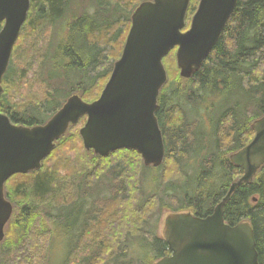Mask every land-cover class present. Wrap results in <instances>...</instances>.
Wrapping results in <instances>:
<instances>
[{
	"label": "trees",
	"instance_id": "obj_1",
	"mask_svg": "<svg viewBox=\"0 0 264 264\" xmlns=\"http://www.w3.org/2000/svg\"><path fill=\"white\" fill-rule=\"evenodd\" d=\"M66 1L33 0V22L23 30L34 42L25 39L23 46L18 42L2 82L0 112L17 125L46 124L76 94L87 103L98 100L122 55L132 14L149 0H92V23L83 25L82 32L88 41L84 64L74 58L71 65L86 78L76 74L73 79L62 75L68 71L60 65V56L50 57L47 46L41 47L46 28L61 15ZM199 1L191 0L187 29ZM164 64L169 80L158 99L157 118L166 153L157 169L162 170L164 184L182 190V197L174 201L179 212L206 218L242 177L243 170L230 156L254 139L252 125L264 117V0L238 1L218 43L191 79L180 77L176 50ZM40 85L42 93L36 91ZM208 95L223 101L212 107L213 145L210 150L203 145L206 154L198 159L192 177L186 163L198 153L201 126L188 108L201 107ZM84 121L70 127L41 170L7 181L5 195L14 212L0 245V264H51L60 230L72 239L62 264L116 263L128 257L134 238L154 242L153 263L171 255L167 241L153 239L148 230L164 203L160 194L144 190L148 168L141 156L127 149L106 157L85 150L79 134ZM105 189L107 194H102ZM224 219L230 226L250 223L259 264H264V166L252 182L236 189L224 207Z\"/></svg>",
	"mask_w": 264,
	"mask_h": 264
},
{
	"label": "water",
	"instance_id": "obj_2",
	"mask_svg": "<svg viewBox=\"0 0 264 264\" xmlns=\"http://www.w3.org/2000/svg\"><path fill=\"white\" fill-rule=\"evenodd\" d=\"M238 1L200 0L187 31L191 0L143 2L132 14L122 55L98 100L87 103L73 95L45 125L33 127L15 125L0 113V245L14 210L5 195L7 181L14 175L41 170L56 143L84 117L87 121L80 136L87 151L106 157L121 149L134 150L145 167L163 165L166 148L157 113L160 93L169 80L164 59L176 49L180 77L191 79L218 43ZM30 5L31 0H0V24L4 23L0 31V98ZM252 128L254 139L230 156L243 170L242 177L230 186L212 215H169L164 234L171 255L155 264H259L250 223L230 226L224 219V207L236 189L252 182L264 166V117Z\"/></svg>",
	"mask_w": 264,
	"mask_h": 264
},
{
	"label": "rangeland",
	"instance_id": "obj_3",
	"mask_svg": "<svg viewBox=\"0 0 264 264\" xmlns=\"http://www.w3.org/2000/svg\"><path fill=\"white\" fill-rule=\"evenodd\" d=\"M93 1L95 2L96 0ZM43 87V85H40L36 91L38 93H42ZM222 101L223 99H221L220 97L208 95L204 97L203 103L201 101V107L195 109H193L192 107L188 108L192 117L198 120L201 126L199 135L200 142L196 148V151H198V153L196 152V154H193L190 160H188V162L186 163V168L189 174L192 175V177L194 176V173L198 168V159H201L204 154H206L204 149H202L203 145L207 150H210L213 145V121L216 116L215 112L212 110V107L221 104ZM182 102L184 103L183 100ZM201 149L203 152L201 151ZM161 175L162 170L160 169L154 167L146 169V172L144 173V190L147 194L158 193L163 197L164 207L158 215L152 218L148 230L151 233V237L153 239L161 237L162 239L166 240L164 234L166 218L170 214L184 213L179 212L178 207L174 205V201L177 198L182 197L183 192L180 188H173L172 186L164 184ZM106 191L107 190L105 189L102 194L106 193ZM169 206L172 209L171 212L168 208ZM71 209L74 208L72 207ZM63 234L64 232L60 230V232H58L56 240L52 245V253L50 257L51 264H62L68 254L69 248L72 246V239H70L69 236H64ZM156 253L157 251L154 242L151 243L142 238H134L130 240L128 257L121 258L113 264H155L153 263V259Z\"/></svg>",
	"mask_w": 264,
	"mask_h": 264
},
{
	"label": "flooded vegetation",
	"instance_id": "obj_4",
	"mask_svg": "<svg viewBox=\"0 0 264 264\" xmlns=\"http://www.w3.org/2000/svg\"><path fill=\"white\" fill-rule=\"evenodd\" d=\"M33 10L34 3L33 0H31L28 18L23 26V29L27 28V26L29 27L31 25V22H33V16L31 17ZM88 22L92 23V0H67L61 15L57 17L48 28H46V43L41 44V47L44 45L47 46L48 54L50 57H53L55 55H57L58 57L60 56L61 64H57L66 67V69L64 68V70L68 71L67 74L63 73V76L67 75L68 77L73 78L76 76V74H78V76L86 78V74H84L83 72L81 74L75 72L76 70H78L76 69L77 67L74 68L71 65L72 63H74V58H78L80 60L83 59V49H85V46L88 45V41H85L86 37L84 34L82 35V32L84 30L83 25L87 24ZM0 25L1 27H3L4 23H1ZM23 29L15 47L17 46L18 42L20 46H23L25 39L31 40V44H33L34 42V40H32V37H29L30 35L27 33L25 34ZM188 29L186 28L184 31H187ZM36 36H38V34H36L35 37ZM24 49H27V46L24 45ZM67 49H70L72 51L67 53ZM12 59L13 54L11 60ZM51 61L55 63V60H50V62ZM82 64L84 63L81 60V65ZM78 71L80 72V70ZM83 119H85V121L80 126L79 130L86 123L87 117H84L81 120Z\"/></svg>",
	"mask_w": 264,
	"mask_h": 264
}]
</instances>
